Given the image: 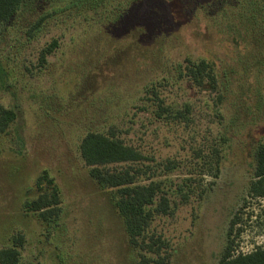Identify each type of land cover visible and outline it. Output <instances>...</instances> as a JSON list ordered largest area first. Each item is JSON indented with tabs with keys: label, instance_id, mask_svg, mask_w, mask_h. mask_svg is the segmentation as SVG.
<instances>
[{
	"label": "rangeland",
	"instance_id": "obj_1",
	"mask_svg": "<svg viewBox=\"0 0 264 264\" xmlns=\"http://www.w3.org/2000/svg\"><path fill=\"white\" fill-rule=\"evenodd\" d=\"M141 1L29 0L0 24V102L17 114L0 133V248L22 236L18 264H144L140 252L218 264L233 218L235 254L264 247V197L249 190L264 142V0H171L168 31L140 17ZM188 59L211 63L216 91L185 74ZM90 131L141 151L139 180L161 181L172 207L147 229L165 240L159 253L130 244L91 178ZM216 149L214 178L204 163ZM43 170L61 192L56 225L23 208Z\"/></svg>",
	"mask_w": 264,
	"mask_h": 264
},
{
	"label": "trees",
	"instance_id": "obj_2",
	"mask_svg": "<svg viewBox=\"0 0 264 264\" xmlns=\"http://www.w3.org/2000/svg\"><path fill=\"white\" fill-rule=\"evenodd\" d=\"M29 0H0V24L7 22L21 7ZM171 0H142L139 4L145 11L144 21L151 20L167 26L170 22L172 12ZM169 15L167 18L166 16ZM153 22V23H154ZM169 26L166 27L167 31ZM156 41V42H155ZM154 39L149 43L150 50L157 53ZM49 47L43 50L40 56L41 61L46 60V53L50 52ZM159 50L161 46L159 44ZM154 54V55H155ZM185 74L200 88L216 91L218 89V77L214 67L206 60L186 61ZM182 69L180 68V71ZM183 73V71H181ZM161 111H167L166 107L158 105ZM160 111V112H161ZM181 111L176 113V117L183 115ZM17 117L12 108L3 106L0 102V133H10L11 126ZM81 155L87 165L90 166L89 174L97 186L108 194V199L115 212L122 220L124 230L132 246L138 250L159 253L165 240L161 237L150 239L147 229L156 214H168L170 212L171 199L163 192L161 181L156 180L153 175H146L143 179L149 180L147 183L139 180L143 172L140 168L134 167L130 163H136L144 159L141 151L133 146L127 145L123 140L114 135L97 133L90 131L81 140ZM213 159H208L204 163L207 167L204 171L217 178L221 172V151L215 150ZM255 166V179L250 183V194L253 197H264V142L257 149ZM126 163L127 165L117 168L110 167V164ZM171 168H174L173 166ZM203 174V173H202ZM23 208L27 212L34 214L47 224H57L62 217L61 192L55 179L47 170H43L37 180V191L35 196L24 203ZM236 218L230 221L227 232L228 241L221 255L218 264H264V247L259 246L248 253H237L234 251L235 241L233 239ZM236 234H240L242 229L238 228ZM22 236L15 238V244L0 248V264H18L21 258L20 246ZM149 238V241H146ZM142 263L149 264L150 260L155 264H169L164 257L157 254L156 258L150 254L139 253Z\"/></svg>",
	"mask_w": 264,
	"mask_h": 264
}]
</instances>
